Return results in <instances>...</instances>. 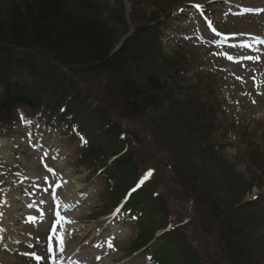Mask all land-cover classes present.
Wrapping results in <instances>:
<instances>
[{"label": "rangeland", "instance_id": "obj_1", "mask_svg": "<svg viewBox=\"0 0 264 264\" xmlns=\"http://www.w3.org/2000/svg\"><path fill=\"white\" fill-rule=\"evenodd\" d=\"M14 1L0 0L1 22L3 17L5 19L11 14ZM93 2L95 0H68L67 4L80 10ZM189 2L199 3V0H99L95 12L106 17L103 20L115 33L116 39L123 38L137 25L150 24L155 18L165 23L166 27L161 31L163 36H168L170 32L175 34L176 30H187L186 25L181 26L183 19L175 12ZM220 7L221 4L213 7L215 16H219ZM117 21L124 25L117 24ZM219 25L226 32L249 31L253 27L247 22H225L221 18ZM172 39L173 36L171 39L163 37L142 47V55L132 75L141 82L140 88L145 86V79L150 75L166 82L169 79L172 84L178 82L175 93L179 95L175 94L176 98L171 102L182 104L184 109L185 122L180 136L185 137V146L176 142L173 133L162 136V125L159 126L158 122L154 123V127H148L154 118L169 114L162 110L150 114V118L129 119L120 115L121 109L116 108L114 112L112 108L108 118L118 125L120 134L125 135L123 142L125 147L130 145L127 150L138 165V171L145 167L157 170L155 178L145 188L150 196L170 209V221L173 223L170 222V229L181 230L202 264H225L224 251L218 239L220 230L207 227L205 206L196 205L200 194L205 192L222 210H236L233 218L236 227L249 226V234L242 240L243 249L250 252L245 261L248 264H264V213H260V208H248L243 204L255 197L264 200V90L256 91L252 102L247 100L249 90L245 85L227 79L225 65H220L223 68L221 76L211 74L204 69L209 62L203 51L174 45ZM243 57L249 66L256 65L253 60ZM82 69L86 75L78 79L82 90L92 97L89 100L92 105H98L95 109L105 110L100 103L101 89L104 94L106 80L101 75L89 74L86 67ZM234 69L242 72V69ZM228 98L235 99L238 106L234 102V107L227 110ZM93 128L95 126H88L86 130L90 133ZM152 129L160 135L158 140L153 137ZM61 147L65 153L71 148L65 142L61 143ZM79 154L68 152L67 159L74 167L68 170L69 175L80 176L84 185L99 186L101 179L97 178L94 183L87 170L79 167ZM107 168L106 165L104 172H108ZM94 191L92 201L96 202L95 213L107 212L110 200L103 206L107 193L102 187H96ZM191 194L193 196L189 197ZM191 201L192 207L189 206ZM254 203L259 202L255 200ZM260 203L264 205V202ZM88 211L89 208H86L80 216L88 218ZM187 213L189 224L180 226L179 218H185ZM95 218L99 220L96 215ZM96 221L86 223L91 226ZM148 248L152 256L158 252L156 246Z\"/></svg>", "mask_w": 264, "mask_h": 264}, {"label": "trees", "instance_id": "obj_2", "mask_svg": "<svg viewBox=\"0 0 264 264\" xmlns=\"http://www.w3.org/2000/svg\"><path fill=\"white\" fill-rule=\"evenodd\" d=\"M66 3L67 0H16L12 3L11 14L0 21V28L6 29L9 41L15 46L34 45L51 51H67L69 55L79 57L77 64L88 68L86 71L89 74L103 75L107 81L102 100L106 110L91 109L87 99L83 100L80 93L82 91L77 85L74 87L73 83L67 82L58 71L50 74L41 72L38 83L31 88V93L35 97L30 103L34 106L42 99H46L49 109L53 111L67 103L69 111L72 110L77 119H82L89 126L95 123L98 128V132L93 131L92 137L100 146L91 145L88 156L118 155L122 143L117 139L118 130L110 124L109 110L113 107H123L133 116L140 117L146 113L148 103L150 109L157 104L155 102L157 98L150 91H159L160 84L153 76H147L145 86L140 88L141 82L132 75L136 60L128 59L122 50L111 53L116 44L115 33L109 29L100 14L95 15V6L89 5L78 10ZM66 61H69V56H66ZM157 122L159 126H170L169 133L174 134L179 145L185 146V137L180 136L183 122L179 120H172L169 123ZM108 143L111 144L109 147ZM127 161H130L129 156H119L115 162L114 170L119 172L121 177L119 183L129 177L134 178L133 165L128 167ZM203 196L205 202L209 204L208 225L219 228V236L225 245L230 264H248L245 259L250 252L242 248V240L247 236L248 227H235L233 210H222L218 205L211 203L205 194ZM136 198L147 202L142 192L137 194ZM154 205L155 202L151 211L157 215L159 208ZM170 237L176 239L174 246H177V234L173 233ZM193 264H197L194 259Z\"/></svg>", "mask_w": 264, "mask_h": 264}, {"label": "bare ground", "instance_id": "obj_3", "mask_svg": "<svg viewBox=\"0 0 264 264\" xmlns=\"http://www.w3.org/2000/svg\"><path fill=\"white\" fill-rule=\"evenodd\" d=\"M111 53L114 54V52H111ZM36 84H37V82H36ZM147 101H149V100H147ZM145 112H146L145 114L150 115V114H152V112L155 113V110L152 111V110L150 109V105H149V103H148V105H147V109L145 110ZM110 145H111V144L108 143V147H109ZM4 147H5L4 150H5L6 152H3V153H4L5 156H8V154H7L8 145H7V143H5V142H4ZM14 205H15V204H14L13 202L9 204V206H10L11 208H13ZM11 208H10V209H11ZM8 211H9V212H8ZM8 211H7L8 214H9L10 212H13L12 210H8ZM14 216H15V213H14L13 215H11V218L14 219ZM10 221H11V220H10ZM3 264H13V261L9 258L8 260L3 261Z\"/></svg>", "mask_w": 264, "mask_h": 264}, {"label": "snow or ice", "instance_id": "obj_4", "mask_svg": "<svg viewBox=\"0 0 264 264\" xmlns=\"http://www.w3.org/2000/svg\"><path fill=\"white\" fill-rule=\"evenodd\" d=\"M199 7V6H198ZM249 11H264V9H258V10H249ZM231 59V57H229ZM249 59H252L251 57H249ZM63 243V240L61 238V244ZM109 247H111V245H109Z\"/></svg>", "mask_w": 264, "mask_h": 264}]
</instances>
